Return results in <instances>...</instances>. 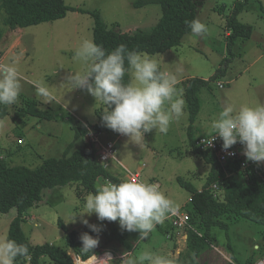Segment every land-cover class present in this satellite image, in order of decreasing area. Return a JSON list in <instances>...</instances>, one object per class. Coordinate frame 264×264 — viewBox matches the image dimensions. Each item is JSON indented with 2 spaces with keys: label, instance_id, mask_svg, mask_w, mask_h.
<instances>
[{
  "label": "rangeland",
  "instance_id": "1",
  "mask_svg": "<svg viewBox=\"0 0 264 264\" xmlns=\"http://www.w3.org/2000/svg\"><path fill=\"white\" fill-rule=\"evenodd\" d=\"M133 1L64 0L68 6L84 11L68 10L63 18L55 21L14 30L0 23V64L15 62L22 77V90L17 102L5 105L7 113L0 116V156L8 165L36 168L44 158L60 157L73 139L72 125L83 123L90 128L88 125L96 122V111L105 107L100 101H95L86 88H73L70 77L83 74L86 67L72 57L83 38L93 39L94 19L90 11L97 12L108 28L120 32L154 26L161 16L160 5L152 3L135 8ZM196 1V19L206 24V35L196 37L189 32L176 47L155 53L142 51L156 59L161 70L175 74L177 88L185 101L184 115L172 121L166 134L158 130L145 133L140 144L119 133L112 135L109 130L100 135L102 141L108 135L107 138H113L115 142V160L104 162L111 172L125 177L126 168L136 172V168L140 167L139 180L154 178L152 181H159L160 190L174 202L176 209L185 211L190 208V192L179 184L177 177L201 189L210 171V164L190 151L189 139L212 133L211 123L226 103L236 107L264 104V0H246L244 8L238 13L237 19L250 24L254 34L252 32L245 40L238 39L232 52L226 49L225 24L237 0ZM223 58L226 60L225 69L212 78L223 66ZM191 77L208 81L195 93L197 111L194 114L181 85L182 81ZM33 81L46 83L53 94L51 103H44L36 94ZM218 82H222L223 86ZM30 98L35 99L40 108L49 110L53 118H16L15 112L25 104V99ZM18 138L24 139L25 143L18 145ZM81 142L78 139L76 144ZM258 172L259 178L264 177V171ZM84 201L75 195L74 188L69 185L44 188L40 201L27 210L26 219L21 223L24 234L32 244L47 242L68 248L66 231L59 226L60 220L68 231L88 232L96 237L97 233L81 223ZM16 215L15 207L5 213L0 212V239L6 238L9 223ZM83 218L101 229L97 256L110 249L115 257L109 264L122 263L124 252H129L130 258L138 259L146 250L170 256L178 264L177 257L185 248L183 233L178 228L171 230L169 219L156 225L147 239L138 240V232L122 230L118 221L98 220L95 213L91 216L84 214ZM228 222L227 230L218 226L212 228L213 243L198 257L197 264H227L228 260L224 259L232 250L230 256L233 259L230 261L234 264H245L250 258L253 261L261 259L264 244L262 225L241 218ZM105 243L109 245L108 249ZM214 245L216 248H213ZM218 249L228 254H220ZM41 261L42 264H57L48 257H43Z\"/></svg>",
  "mask_w": 264,
  "mask_h": 264
},
{
  "label": "trees",
  "instance_id": "2",
  "mask_svg": "<svg viewBox=\"0 0 264 264\" xmlns=\"http://www.w3.org/2000/svg\"><path fill=\"white\" fill-rule=\"evenodd\" d=\"M152 3L159 4L161 7V16L157 23L150 29L136 28L128 32L108 28L97 12L90 11L94 19L92 29L94 42L106 51H111L122 43L129 50L148 53L162 52L178 46L183 37L190 32L185 22L196 18L197 1L134 0L132 6L138 8ZM245 3L246 0H237L232 12L226 18L225 28L229 32L226 35V49L229 52H232L238 39L245 40L252 34V26L237 19ZM68 10L84 11L68 6L64 0H0V23L7 29L14 30L55 21L63 18ZM221 64L223 66L217 69L212 78L217 77L225 69V58L222 59ZM124 79L127 82L130 79L129 74H126ZM207 82L198 77L182 81L181 85L193 114L197 111L195 93ZM104 111L105 109L97 110L96 122L88 126L98 133L109 130L113 135L116 132L103 126L101 114ZM6 113V106L0 104V116ZM25 116H35L39 119L53 118L49 110L40 108L37 101L32 98L25 99V104L15 112V117L18 119ZM71 127L74 131L73 139L66 145L62 155L44 158L36 168L8 165L4 157L0 156V212L5 213L12 207L17 209V215L9 223L6 238L26 244L31 254L30 260L17 257L15 264L25 262L42 264L43 257H48L57 264H76L75 256H77L75 258L77 264H89L90 261L87 262V260L99 254L97 247L92 250L95 256L91 252L82 251V242L79 239L81 234L76 230L68 231L60 220L59 226L66 231V246L71 251L47 242L32 244L21 226L22 221L26 219L27 210L40 201L44 188L69 185L74 188L75 195L83 200L89 192L97 189L99 180L101 184L109 181L119 183L122 180L108 171L96 157L95 146L85 141L89 133L86 125L81 123ZM18 139L21 140V138ZM78 139L82 140L79 146L76 145ZM188 144L192 153L199 155L210 164V171L201 189L177 177L179 184L190 192V208L186 209L189 215V226L184 228L185 248L177 257L178 264H197L198 257L213 243L212 228L218 226L227 230L230 220L241 218L259 223L262 225L261 234L264 240V177L259 178L258 173L251 169L226 176L225 172L230 170L228 166L225 171L212 153L202 151L195 146V139L192 137ZM218 178L223 180L218 189L210 188V185ZM171 227L173 230L174 227L172 225ZM88 234L94 237L93 234ZM253 263V259L250 258L245 264ZM229 264L234 263L230 261Z\"/></svg>",
  "mask_w": 264,
  "mask_h": 264
},
{
  "label": "clouds",
  "instance_id": "3",
  "mask_svg": "<svg viewBox=\"0 0 264 264\" xmlns=\"http://www.w3.org/2000/svg\"><path fill=\"white\" fill-rule=\"evenodd\" d=\"M185 23L190 34L196 37H203L208 32L206 24L199 19ZM72 59L86 67L83 74L70 77L73 88H86L95 101H100L105 107L101 114L103 126L128 137L129 141L140 144L145 133L152 130L166 134L172 121L184 115L185 101L177 88L175 74L161 70L159 62L149 54L129 50L123 43L106 51L86 37L75 49ZM126 74H130L127 82ZM21 80L15 62L0 64V104L17 102L22 90ZM32 83L44 103H51L53 94L46 83ZM211 127L215 135L208 140L207 146H212L213 140L219 137L224 150L240 143L247 161L264 162V104L236 107L226 103ZM87 136L85 141L89 142ZM83 207L81 223L92 232L98 234L101 229L84 219V214L95 213L101 221H118L122 230L138 232V240L147 239L156 225L176 212L174 202L156 185L136 179L99 184L94 192L87 194ZM79 239L81 249L86 253H92L99 243L98 235L93 237L87 232ZM30 255L26 244L9 238L0 239V264H15L17 257L30 260ZM130 256L129 252H124L122 264H177L170 256L157 255L150 250L144 251L138 259ZM105 260L112 262L110 256Z\"/></svg>",
  "mask_w": 264,
  "mask_h": 264
},
{
  "label": "built area",
  "instance_id": "4",
  "mask_svg": "<svg viewBox=\"0 0 264 264\" xmlns=\"http://www.w3.org/2000/svg\"><path fill=\"white\" fill-rule=\"evenodd\" d=\"M221 87L223 86L222 82H218ZM88 141L91 142L97 151V157L99 161L102 163L106 162L109 159L114 158L115 152V143L113 141H106L103 142L100 139V133L88 128ZM212 135H215L214 131L210 134L203 135L195 139V146L202 151L210 152L214 155L215 159L219 162V164L225 169L227 166L230 168L229 172L226 171L225 175L228 176L230 173H236L240 171H244L246 169H251L258 173L259 170L264 171V162L256 163L252 161H247L246 157L242 154L243 152V145L240 143H236L230 149L224 150L222 148V140L219 137H216L213 142L212 146H207L208 140L211 138ZM18 143H21V140H18ZM232 153V154H230ZM228 169V168H227ZM128 179H136L139 180L140 175L135 173H129ZM222 179H216L211 185L210 188L217 190L219 185L222 183ZM150 184L156 185L159 190L161 184L158 181H151L147 182ZM174 228H178V231L184 233V228L189 226V215L186 211L182 209H176L175 214L170 215L168 218ZM183 235V234H182ZM98 246V245H97ZM110 256L111 259L115 257V255L109 251L105 250L100 257L96 256V259L91 264H109V261L105 260L107 257ZM76 261V260H75ZM253 264H264V258H261L255 261Z\"/></svg>",
  "mask_w": 264,
  "mask_h": 264
},
{
  "label": "crops",
  "instance_id": "5",
  "mask_svg": "<svg viewBox=\"0 0 264 264\" xmlns=\"http://www.w3.org/2000/svg\"><path fill=\"white\" fill-rule=\"evenodd\" d=\"M253 32V34H254V31H252ZM229 32H226V35L228 34ZM225 45H226V42H225ZM104 135V133H101V135ZM108 137V135H106V140H104V142H106V141H113V138L112 139H110V138H107ZM22 141H23V143H22ZM114 142V141H113ZM25 143V140L24 139H21V143H20V145H22V144H24ZM115 143V142H114ZM77 145V144H76ZM80 145V144H79ZM79 145H77V146H79ZM113 160H115V158L114 159H112V160H110V161H113ZM117 160V159H116ZM109 161V162H110ZM122 167H124V168H126L125 166H123L122 165ZM106 168L108 169V166L106 165ZM140 169V167H138V168H136V172L139 174V172H138V170ZM126 170H127V175L125 176V177H120V178H122V179H128L129 178V173H135V172H131L128 168H126ZM108 171L111 173V174H113V175H115V176H118L117 175V173L116 172H111L109 169H108ZM119 177V176H118ZM140 178V177H139ZM152 180H155L154 178H151L150 180H146L145 182H151ZM159 182V181H158ZM104 183H106V182H104ZM160 183V182H159ZM99 184H101V181L99 180L98 182H97V187H98V185ZM161 188V187H160ZM85 200V199H84ZM96 235H98V234H96ZM186 238V235L183 233V239H185ZM106 241H107V239H105ZM106 244V245H105ZM105 244H103V246L105 245V247H107V249L109 248V245H107V243H105ZM174 245V244H173ZM256 243H255V245H254V248L256 247ZM213 248H216L215 247V245L213 246ZM110 250V249H109ZM218 251L220 252V254L222 253V252H224V253H226V254H228L227 252H225V251H222L221 249H218ZM230 251H231V249H230ZM233 251V250H232ZM232 251H231V254H233L232 253ZM123 254V253H122ZM261 254H262V257L261 258H264V244H263V246H262V249H261ZM228 256L229 257H225V261L227 262V260H228V262H230V259L232 260L233 259V256H230V252H229V254H228ZM256 260H254V262H255ZM220 262H222V258L220 257ZM227 262V264H229ZM235 263V262H234Z\"/></svg>",
  "mask_w": 264,
  "mask_h": 264
},
{
  "label": "bare ground",
  "instance_id": "6",
  "mask_svg": "<svg viewBox=\"0 0 264 264\" xmlns=\"http://www.w3.org/2000/svg\"><path fill=\"white\" fill-rule=\"evenodd\" d=\"M96 259V257H93V258H89V264H91L94 260Z\"/></svg>",
  "mask_w": 264,
  "mask_h": 264
}]
</instances>
